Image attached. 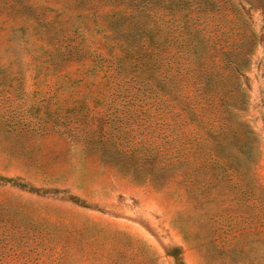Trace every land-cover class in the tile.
Wrapping results in <instances>:
<instances>
[{"label": "rangeland", "instance_id": "374dc122", "mask_svg": "<svg viewBox=\"0 0 264 264\" xmlns=\"http://www.w3.org/2000/svg\"><path fill=\"white\" fill-rule=\"evenodd\" d=\"M0 264H264V0H0Z\"/></svg>", "mask_w": 264, "mask_h": 264}]
</instances>
